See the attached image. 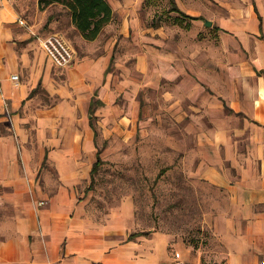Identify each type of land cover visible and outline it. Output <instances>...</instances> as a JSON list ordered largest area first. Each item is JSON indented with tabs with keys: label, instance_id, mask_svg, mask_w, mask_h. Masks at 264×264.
Returning a JSON list of instances; mask_svg holds the SVG:
<instances>
[{
	"label": "crops",
	"instance_id": "1",
	"mask_svg": "<svg viewBox=\"0 0 264 264\" xmlns=\"http://www.w3.org/2000/svg\"><path fill=\"white\" fill-rule=\"evenodd\" d=\"M16 1L0 0V264H203L195 251L199 247L176 234L159 230L132 239L115 226H95L80 191L97 157V125L101 129L110 122L117 131L127 123L133 130L134 115L119 116L118 81L113 82L109 69L151 0H107L112 19L93 40L81 36L68 13L65 24L57 17L47 23L43 17L51 6L37 19L22 14ZM173 2L181 13L172 11L185 26L203 24L212 33L217 30L223 41L242 43L245 50L251 40L264 43V19L252 0ZM54 32L75 50L68 66H56L38 42L39 36ZM143 39L150 41L148 34ZM260 42L250 54L225 45L217 62L210 53L172 51V46L157 57L144 44L138 55L142 85L152 83L153 68L160 90L174 91L172 117L182 124L175 146L194 182L209 189L211 205L203 223L220 250V258L212 259L219 264H264ZM198 55L207 62L198 65ZM126 80L122 83L136 84ZM106 130L112 133L104 127L101 135ZM39 200H47L46 205L38 206Z\"/></svg>",
	"mask_w": 264,
	"mask_h": 264
},
{
	"label": "rangeland",
	"instance_id": "2",
	"mask_svg": "<svg viewBox=\"0 0 264 264\" xmlns=\"http://www.w3.org/2000/svg\"><path fill=\"white\" fill-rule=\"evenodd\" d=\"M145 2L142 0V3ZM252 3L255 12L260 13L264 19V0H252ZM170 4L171 0H151L150 4L145 3L146 7L140 12V20L130 27V42L118 54H114L109 71L113 73V82L118 81L119 89L115 99L122 108L119 116L131 117L133 114L135 122L133 130L130 125L128 127L127 123H123L120 124L122 130L117 131L111 127L110 122H104L101 129L107 127L112 131L106 130L104 135H101L97 125L95 143L100 163L80 191L90 214L89 220L95 226H115L120 234L126 232V236L132 239L139 234L159 230L176 234L186 244L199 247L195 251L201 253L203 264H219L213 262V256L216 258L219 254V259L220 250L203 223L204 213L211 205L209 189L194 182L187 169L189 165L185 168L181 161L182 153L175 146L182 124L176 123L172 117L174 91L164 88L160 90V79L153 68L150 74L152 83L143 86L142 71L137 68L138 55L146 48L144 44L149 45L150 56L157 57L162 49L170 51L172 46V51L210 53L214 55L211 60L217 62L222 60L220 57L225 45L236 52L250 54L258 49L260 41L251 40L250 44L247 43V51L242 43L234 39L223 41L217 30L212 33L203 24L185 26L178 22ZM16 6L22 14L37 19L43 16L37 7V0H17ZM66 13L62 5L55 4L46 11L43 19L48 23L57 17L65 24ZM47 23L44 25L47 26ZM50 34L39 36V44L40 39ZM146 34L150 37L149 42L143 41V35ZM79 43L83 46L81 41ZM201 56L198 55L196 59L198 65L207 62ZM155 60L152 58V61ZM127 68L131 73L126 74ZM127 77L136 84L122 83ZM169 92L172 94L170 98L167 97ZM134 103L135 107L130 109ZM106 113L109 116L110 112L106 110ZM93 117L97 120L98 116ZM123 212L133 213V217L123 219L120 217Z\"/></svg>",
	"mask_w": 264,
	"mask_h": 264
},
{
	"label": "trees",
	"instance_id": "3",
	"mask_svg": "<svg viewBox=\"0 0 264 264\" xmlns=\"http://www.w3.org/2000/svg\"><path fill=\"white\" fill-rule=\"evenodd\" d=\"M40 10L49 6L60 4L71 16V21L76 30L86 40L95 39L107 23L112 19L113 11L107 0H37ZM171 2L174 4L173 0ZM172 10H177L175 4ZM179 13L181 11L177 10ZM100 163L99 151L97 158L92 165L93 174ZM129 238H131L129 236Z\"/></svg>",
	"mask_w": 264,
	"mask_h": 264
},
{
	"label": "built area",
	"instance_id": "4",
	"mask_svg": "<svg viewBox=\"0 0 264 264\" xmlns=\"http://www.w3.org/2000/svg\"><path fill=\"white\" fill-rule=\"evenodd\" d=\"M20 24L25 25L23 20L19 21ZM41 40V47L46 52L48 57L53 61V63L58 67H65L70 65L75 57V50L69 40L60 33H51L50 35L43 37ZM12 80L18 81L19 76L13 74L11 76ZM5 111L7 115L10 114V107L8 101L3 99ZM11 120V118H10ZM47 203V200H39L37 202L38 206H43ZM176 264H185L182 260H177Z\"/></svg>",
	"mask_w": 264,
	"mask_h": 264
},
{
	"label": "water",
	"instance_id": "5",
	"mask_svg": "<svg viewBox=\"0 0 264 264\" xmlns=\"http://www.w3.org/2000/svg\"><path fill=\"white\" fill-rule=\"evenodd\" d=\"M212 22L210 20H205L206 25H210Z\"/></svg>",
	"mask_w": 264,
	"mask_h": 264
}]
</instances>
